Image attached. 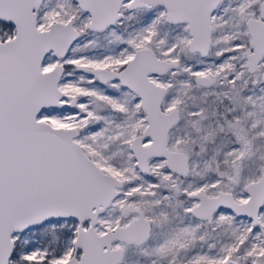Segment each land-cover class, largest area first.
<instances>
[{
    "label": "snow or ice",
    "instance_id": "snow-or-ice-1",
    "mask_svg": "<svg viewBox=\"0 0 264 264\" xmlns=\"http://www.w3.org/2000/svg\"><path fill=\"white\" fill-rule=\"evenodd\" d=\"M0 264H264V0H0Z\"/></svg>",
    "mask_w": 264,
    "mask_h": 264
}]
</instances>
